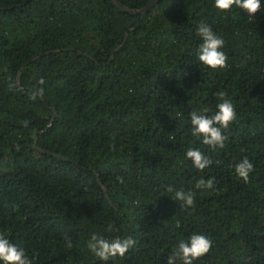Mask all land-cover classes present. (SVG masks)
<instances>
[{"label": "trees", "instance_id": "16d2710c", "mask_svg": "<svg viewBox=\"0 0 264 264\" xmlns=\"http://www.w3.org/2000/svg\"><path fill=\"white\" fill-rule=\"evenodd\" d=\"M260 3L250 17L214 0H158L145 14L113 0H0V233L32 264H167L193 233L212 241L193 264H264ZM201 23L223 38L227 67L198 60ZM221 91L236 119L212 147L190 113L214 114ZM189 148L212 163L197 169ZM244 157L247 182L234 171ZM93 233L136 243L105 262Z\"/></svg>", "mask_w": 264, "mask_h": 264}, {"label": "clouds", "instance_id": "9594fccd", "mask_svg": "<svg viewBox=\"0 0 264 264\" xmlns=\"http://www.w3.org/2000/svg\"><path fill=\"white\" fill-rule=\"evenodd\" d=\"M215 6L221 11H227L237 6L245 10L251 17L261 8L260 0H214ZM197 34L202 43L197 49V58L205 66L211 69H221L227 67L228 57L221 49L224 47L222 37L216 35L212 28L201 23L196 29ZM40 84L44 81L41 79ZM43 89L39 92H33L31 98L36 99L38 94L42 95ZM223 91L217 93L219 102L216 105L217 110L214 114L207 115V109L203 112L193 110L190 113L191 131L194 136L202 137V143L212 147H223L225 136L222 135L221 129H227L229 124L236 119V111L231 100L225 98ZM186 157L189 158L193 165L204 170L212 161L206 157L199 149L189 148L186 151ZM254 170V165L247 157L234 165L236 175L245 182L249 179V174ZM197 188H212L213 180L199 179L195 185ZM168 192H172L173 188L169 186ZM175 199L183 201L185 206H192L194 203V195L191 192L183 190L175 191ZM136 241L131 238H114L106 239L103 236L93 233L88 241V249L99 259L107 262L110 258L123 257L125 253L135 245ZM67 247H72L71 239L68 238ZM212 241L203 234L193 233L187 240L180 239L176 247H174L168 256L167 264H193V261L205 255L210 251ZM0 261L3 264H32V261L26 256L23 248L11 243L8 238L0 233Z\"/></svg>", "mask_w": 264, "mask_h": 264}, {"label": "water", "instance_id": "95a60500", "mask_svg": "<svg viewBox=\"0 0 264 264\" xmlns=\"http://www.w3.org/2000/svg\"><path fill=\"white\" fill-rule=\"evenodd\" d=\"M115 2V4L122 10L125 12H130L132 14H145L153 5L156 4V2H158V0H151L145 7H143L142 9H133V8H129L126 7L125 5H123L119 0H113Z\"/></svg>", "mask_w": 264, "mask_h": 264}]
</instances>
